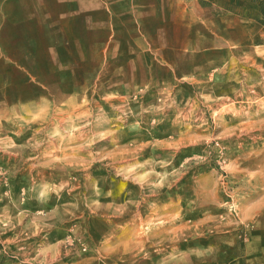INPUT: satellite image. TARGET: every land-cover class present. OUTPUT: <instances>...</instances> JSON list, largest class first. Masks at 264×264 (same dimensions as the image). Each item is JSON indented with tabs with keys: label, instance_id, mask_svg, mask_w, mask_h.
<instances>
[{
	"label": "rangeland",
	"instance_id": "1",
	"mask_svg": "<svg viewBox=\"0 0 264 264\" xmlns=\"http://www.w3.org/2000/svg\"><path fill=\"white\" fill-rule=\"evenodd\" d=\"M163 4L0 63V264H264V0Z\"/></svg>",
	"mask_w": 264,
	"mask_h": 264
},
{
	"label": "crops",
	"instance_id": "2",
	"mask_svg": "<svg viewBox=\"0 0 264 264\" xmlns=\"http://www.w3.org/2000/svg\"><path fill=\"white\" fill-rule=\"evenodd\" d=\"M158 1L161 0H0V63H5L2 70H7L8 63L14 62L15 43L22 45L23 39L38 37L36 31L45 23L58 24L60 30L64 23L65 29L78 32L67 33L69 37L91 38L93 34L85 32L97 29L107 32L108 36L116 28L111 25L115 19L122 24L125 21L138 23L147 12L145 7H153ZM172 1L164 0L163 5L168 6ZM96 22L102 25H95ZM122 26L125 28L124 25L117 28L122 30Z\"/></svg>",
	"mask_w": 264,
	"mask_h": 264
},
{
	"label": "bare ground",
	"instance_id": "3",
	"mask_svg": "<svg viewBox=\"0 0 264 264\" xmlns=\"http://www.w3.org/2000/svg\"><path fill=\"white\" fill-rule=\"evenodd\" d=\"M251 77H252V76H251ZM253 78H254V77H253ZM253 78H252V79H253ZM249 80H250V79H249ZM247 83H248V82H247ZM243 96H244V95H243ZM128 105H129V104H128ZM58 109H59V108H58ZM121 109H122V108H121ZM121 111H122V110H121ZM62 112H64V111H62ZM63 119H64V118H63ZM65 120H66V119H65ZM60 121H61V120H60ZM63 121H64V120H63ZM68 121H69V120H68ZM55 129H56V128H55ZM57 131H58V130H57ZM55 132H56V131H55ZM55 132H54V133H55ZM58 133H59V132H58ZM67 135H68V134H67ZM70 135H71V134H70ZM73 135H74V134H73ZM68 136H69V135H68ZM80 136H81V135H80ZM63 137H64V136H63ZM63 137H62V138H63ZM70 137H71V136H70ZM81 137H82V136H81ZM259 137H260V136H259ZM62 138H61V139H62ZM189 139H191V137H190ZM192 139H193V138H192ZM53 140H54V139H53ZM82 140H83V139H82ZM60 144H61V143H60ZM57 149H58V148H57ZM54 150L56 151V149H54ZM152 156H153V155H152ZM154 158H155V157H154ZM56 188H57V187H56ZM58 188H59V187H58ZM61 188H62V187H61ZM59 190H60V188H59ZM237 208H238V207H237ZM241 209H242V208H241ZM242 210H243V209H242ZM240 212H241V211H240ZM130 220H131V219H130ZM132 221H133V220H132ZM134 223H135V222H134ZM180 236H181V235H180Z\"/></svg>",
	"mask_w": 264,
	"mask_h": 264
}]
</instances>
